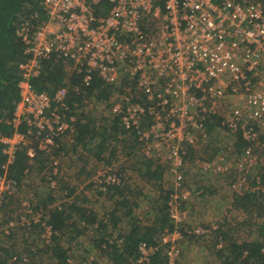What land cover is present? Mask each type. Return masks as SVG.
Wrapping results in <instances>:
<instances>
[{
	"label": "built area",
	"instance_id": "1",
	"mask_svg": "<svg viewBox=\"0 0 264 264\" xmlns=\"http://www.w3.org/2000/svg\"><path fill=\"white\" fill-rule=\"evenodd\" d=\"M103 3L109 5L108 13L97 15L96 8ZM42 9L43 19L32 28L21 26L18 33L24 60L18 66V101L9 121L15 132L0 140L7 157L5 174L0 177V215L7 199L18 190L6 176L16 149L27 146L28 137L35 132L39 149L52 154V147L75 132V118L67 116L68 87L51 95L35 88L44 63L49 61L62 63L67 71L85 72L86 84L93 74L109 86L127 84L128 90L110 97L109 112L120 117L127 130H137L145 117L152 121L138 134L148 145L166 146L165 166L175 186L168 211L175 224L190 219L181 207L194 198L193 192H183L181 185L186 150L195 149L198 136H205L204 118L226 95L241 102L229 108L224 124L248 142L243 161L255 162L252 147L258 133L254 124L264 127V86L259 82L264 69V0H44ZM19 126L27 128L26 132H18ZM26 154L32 163L35 147H29ZM243 161L235 164L238 177L231 190L236 197L251 186L243 175ZM53 166V175L60 179L59 161L54 159ZM202 169L229 170L208 162ZM95 178L102 185L119 183L110 168L97 171ZM48 181L49 187L56 189L57 180ZM254 181L256 185L250 188L260 189L257 178ZM14 215L6 224L0 222V240L18 227L40 223L43 242L50 244L46 220L28 201L20 199ZM191 231L194 236L205 233L201 227ZM173 235L162 238L168 243L166 264H177L179 256L180 249L170 241ZM157 251L140 244L134 264H150ZM94 263V257H89L80 264Z\"/></svg>",
	"mask_w": 264,
	"mask_h": 264
},
{
	"label": "trees",
	"instance_id": "2",
	"mask_svg": "<svg viewBox=\"0 0 264 264\" xmlns=\"http://www.w3.org/2000/svg\"><path fill=\"white\" fill-rule=\"evenodd\" d=\"M43 2L44 0H0V140L2 138H10L15 132V129L9 125V121L12 118L15 105L18 101V66L24 60V45L22 39L18 36V33L21 26L32 28V26L37 24L39 20L43 19ZM108 10L109 5L103 3L96 8V14L104 16L108 13ZM263 72L264 69L262 75H264ZM84 76L85 72L67 71L64 69L62 63L49 61L44 63L41 77L35 81V88L39 92H46L49 95L58 88L64 86L68 87L69 93L66 101L68 108L67 116H73L75 118V122L72 124L75 132L68 140L59 141L57 146L52 147V154H48L39 149V137H37L35 132L32 133V136L28 137L30 140L27 146H19L16 149L14 162L7 166L6 176L15 182L18 188L25 186L28 188L31 187V190H33L34 188H37L36 183L42 185L40 189L44 191L42 194L39 192V201L34 203L32 207L35 212L43 216L46 220L45 225L51 230V245L44 244L41 237L44 229L41 227L40 223H38V225L32 223L31 226L11 230L10 234L13 237L15 236V240L18 239V241L25 244L27 240L29 245L26 244L27 246L25 249L23 248L24 250L22 251L17 249L11 250L10 245H13L14 241L11 240L13 237L8 235L5 239H1L0 264H31L36 255H47L48 253L51 254L48 260L52 261L53 264H68L69 256L72 258L73 256L66 255L67 248L63 247V245H66L69 242L67 235L69 230L74 232L73 239L83 235L87 229L93 231V237L97 235L98 238L95 239L94 237L90 240L91 249L94 250L92 256H100L107 260L106 263L111 261L113 264H127L129 261H132V264H134L139 256L138 247L140 244H146L149 247L158 248V251L151 257L150 264H166V255L164 254V251L167 249L168 243L163 242V236L172 235L175 231H179L183 237H190L189 232L193 229L191 228V217L187 222L184 221L183 223L176 224L178 227H175L174 221L170 219L168 209L169 202H171L170 197L173 193H166V191L163 190L164 188H162V180L166 169L164 170L161 165L156 164L154 158L140 154L142 148L146 145L148 146V142L143 141L138 133L144 131L148 127L150 118L145 117L137 130L133 128L127 130L122 125V122H120V117L112 116L110 114L109 105L107 104L104 110L109 114V120L106 121L101 128H97L94 121L80 112L89 108V105L108 103L112 94L117 93L116 91L119 93H122L123 91L117 89L115 86H109L95 74L92 75V79L86 84L83 82ZM122 86H127V84H123ZM225 122L226 121L223 119L220 112L216 111L212 113L211 116H206L204 118V131L210 135L221 127L235 135L236 142L232 144V147L238 150L236 151L237 158L242 159H238V162H242L246 159L245 152L243 151L248 146V142L245 141L240 134L238 136L235 133H232L224 124ZM16 130L25 133L27 128L19 126ZM256 130L257 129H255V131ZM200 138L201 136L199 135L198 139ZM110 142L119 143V145L121 144L122 146L120 147V150L126 156L124 157V160L131 167L136 169L141 179L146 180L148 183H156L153 187H155L158 192L161 190L162 194V196L157 195L156 201L154 202L156 204V214L152 225L139 229L135 228V224L130 223V229L115 240L108 238L105 233H110L109 231L117 225V218L115 217L116 213H118L117 206L120 205V203L127 202L130 208L128 211L126 209L125 215L127 214L128 216L131 214L132 208L136 205L134 203L129 204V201L124 194V190L127 187L125 184L126 179L116 169V152H110L111 159H105L104 161L101 159L104 154V149ZM29 147H35L36 150L32 163L29 162L26 154ZM4 149L5 145L0 141V177L5 174L3 166H5L7 162V157L3 154ZM193 149L194 148L191 147L187 148V160L193 155ZM206 150H209L210 152V156L207 155L206 162L213 163L214 155L217 153L218 148L212 144H208ZM89 154L94 158L93 160L103 164L99 166L97 165L96 168H91L90 173H87L89 176L86 174L84 181H80V179H77L76 177V181L69 183L77 182L72 186L78 185V187L81 188V192L86 189L90 190V193L97 199H99V196H104L106 201H110L111 199L113 206L109 208V211H107L104 216H100L94 213L93 210L83 207L82 205H84L85 202L75 196L74 189L69 186L64 187L61 185V180L57 178V175H53L54 159L59 161L60 167H62V165L68 167L71 173L70 166L74 165L72 159L73 156H75L77 160L81 161V159H85L84 161L91 163L88 159L91 157H88ZM192 159L193 156L190 160ZM223 162L225 161H220L216 164L220 165L223 164ZM104 163H109L106 166L110 168L118 178L119 183L117 185H102L97 182L95 177H91L97 174L98 169L104 166ZM91 165L95 166L92 163ZM186 167L185 163L184 171L182 173L184 178L183 183L187 176ZM82 171L83 170L79 167V176L85 175ZM201 172L222 174L219 171H206L203 169ZM32 175H34L35 179ZM73 177H75V175H73ZM67 178L64 180H68ZM256 178L259 186H263L264 175H259ZM48 179L57 180L56 189L53 190L49 187L50 182ZM183 183L181 184L182 188L184 187ZM250 184L256 185V181L253 179ZM206 193V186H198V189L193 191L194 198L192 201L198 198L202 199ZM249 195L250 194L235 198L236 200L233 201L232 206L235 209L247 210L249 206H253L252 199ZM83 198L86 199L85 197ZM10 199L11 198L7 199L5 202L4 214L14 216L16 212V209H14L15 207L12 208V211H9L7 208V205L10 204ZM192 201L191 204L193 203ZM181 208L189 213L191 209L190 202L185 204L182 203ZM194 224L195 227L200 226L196 225L197 223L195 222ZM201 228L208 229V226L202 225ZM229 229L230 228L225 225L224 230L216 232V239H218V237L221 239L218 240V242H223V246L217 250V254L223 259L222 263L264 264V242L251 241L237 243L235 237L233 238L231 234L230 236L228 235ZM35 235H39L38 239L43 243V246L40 249H38L37 245L30 244L36 240L37 236ZM3 245L5 246L3 247ZM223 250L225 252L224 255L221 254ZM73 251L74 250H71L72 254H74ZM180 255H182L181 249L179 250V256ZM40 264L47 263L41 262Z\"/></svg>",
	"mask_w": 264,
	"mask_h": 264
},
{
	"label": "rangeland",
	"instance_id": "3",
	"mask_svg": "<svg viewBox=\"0 0 264 264\" xmlns=\"http://www.w3.org/2000/svg\"><path fill=\"white\" fill-rule=\"evenodd\" d=\"M259 82H261V85L264 86V75L262 76ZM122 85L121 83H119L115 87L117 89L122 90L123 92L125 90H128L127 86H122ZM157 89H159L158 91H162L163 88L159 86ZM116 92L119 93L118 91ZM134 92H135L134 89H132V93ZM117 93L114 94V97L117 96ZM134 95H137V91L134 93ZM118 99L119 98H117L115 101L118 102L119 101ZM239 102H241V100L238 97L232 95H226L223 99L220 100V102L216 103V106H218V108H220L221 110L227 111L229 110V108L231 110L234 109L235 108L234 105L239 104ZM107 104L108 103H103L101 105H92L91 108L82 110L80 113H83L84 116H87V118L94 121L97 128H101V126L104 125V123H106V121H108L110 117L109 114H107V112L104 110ZM151 122L152 121H150V123ZM261 127L262 126L257 127V130L259 132L257 135V140L255 141L252 147V153L254 152L253 159H255V162L252 163L250 161L248 162L243 161L244 162L243 175H245L249 184L257 176L264 175V130H262ZM204 135L205 136L202 135L201 138L198 139L196 148L193 149L192 151L193 159L190 160L192 156L188 160L186 158L187 176L185 177V182L183 183L184 185L183 192L184 191L193 192L197 190L198 186L200 185H204L207 187V193L202 199L200 198L195 199L194 201H192L193 202L192 204L190 202L191 209L189 211V215L191 217V223H192L191 228L195 227L194 224L195 222L197 223L196 225H200L198 227H202V225H204V226H208V229L202 228L203 230L206 231V233H204L203 235L201 234L199 236H194L193 232L190 230L189 232L190 237L188 238L183 237V235L179 231L174 232L173 238L171 237L170 241L171 239H173L174 244L177 245L179 249L182 250V255L178 256L177 264H223L222 263L223 259L219 257V254H217V250H219L220 247L223 246V242H218V240L221 239H219V237L218 239H216L217 237L216 232L219 230L220 231L224 230L225 225H227V227L230 228L228 230V235L230 236L231 234L233 238L235 237L237 243L251 242V241L264 242V185L263 186L261 185L260 189L258 188L255 190L253 188H250L252 186L251 184H250L251 186H247V189L249 190L244 191L243 196L250 194L249 196L252 199L253 206H249L247 210L235 209L232 206V203L236 199L233 196L230 198L227 195L228 193L227 190L229 189V185L238 177V172L228 171L222 174H211L212 172H207V173L201 172L202 164L206 162L207 155L210 156L209 150H206V146L208 144H212L213 146H216L218 148L217 153L214 155L213 163L225 161L223 162V166L231 168V170L235 169L234 164L239 160H242L240 158H237L236 151L238 150L232 147V144L236 142V138L234 137L235 135L228 133L226 130L222 129L221 127L218 128L215 132H212L210 135L204 131ZM121 146L122 145L121 144L119 145V143L110 142L108 146L104 149L103 151L104 154L101 157V159L103 161L105 159L107 160L111 159L110 152L113 151L116 152L115 153L116 169L121 175L125 177L126 179L125 184L129 186V188L131 187L130 188L131 194L128 197L129 202L130 204L132 202H137L138 204V209H136L135 212L136 214L134 213L132 216L135 218V221L139 223L138 226L140 227L151 225V223L153 222L152 216L153 213H155L156 204L154 202L156 201L157 195L162 196L161 190L158 192L157 190L154 189L153 186L156 183L153 182L148 183L146 180L141 179L139 177L136 169L134 167H131L124 160V157L126 156L120 150ZM140 154H144L154 158L156 164L161 165L164 170L166 169L162 180L163 181L162 188H164L163 190H165L166 193L167 192L173 193L175 187L174 179L170 173V170L167 169V167L165 166L167 164L166 155H168L166 146L162 144H159V147H157L155 144L154 145L151 144L148 146L146 145L142 148ZM89 156L91 155L89 154L88 157ZM72 159L74 161V165L70 166L71 173L68 167L64 165L60 167L59 173L61 176L60 177L61 185H63L64 187L69 186L72 189H74L75 196H77V198H79L81 201L85 202V204L82 205L83 207H87L89 209H95L96 211L98 210L97 212H100L99 214L108 211L109 208L111 207V204L109 202H106L105 197L102 198L99 196L101 201L97 203L98 199L95 198V196L90 193V190L86 189L87 191L85 190L81 192V188L78 187V185L72 186L77 182L69 183L76 181L75 180L76 177L77 179H80V181H84L86 174L88 172L90 173L91 168L93 167L96 168L97 165L99 166L103 163L93 160L94 158L92 156L89 157L88 159L95 166H92L91 163H87L86 161H84L85 159H81L80 161L77 160L75 156H73ZM79 167L83 170L82 172L85 175L79 176V172H78ZM101 168L102 167H100L98 171ZM73 175H75V177H73ZM87 175L89 176V174ZM32 177L35 179L34 175H32ZM91 177H96V174ZM65 178H67L68 180L65 181L64 180ZM36 187L37 188H34L35 190L34 189L31 190V187L30 188L25 186L19 187L18 191L14 193V196L11 197L10 204L7 205L8 210L12 211V208L14 207H15L14 209H16L17 208L16 206L18 205L20 199L28 201L30 203V206L32 207L34 203L39 201L38 199L40 193L42 194V192L44 191L40 189L42 187L40 183L38 184L36 183ZM139 193L141 194L139 195ZM83 197H85L86 199H84ZM141 200H145L146 203H144ZM151 204H153L152 206L153 213L147 212V208ZM11 216L12 215H7V214L0 215V222L2 223V225L6 224L11 218L15 217V215L12 217ZM125 220H127V218H125ZM182 221L184 222L185 220L181 219L180 222L183 223ZM175 227L178 226L175 224ZM113 232L116 233L117 231H113ZM180 234L182 236V239H180L179 236ZM9 235L11 234L9 233ZM67 235L69 242L68 244L63 245V247L67 248L66 255L73 256V258L69 256V259L72 261V264H79L81 261H86L88 257H94V261H95L94 264H109L106 263L107 260L105 258H101L100 256L98 257L97 255L92 256L94 250L91 249L90 240L94 237L95 239L98 238L97 235L93 237V232L87 229V231H85L83 235L74 239H73L74 232H71L69 230ZM35 236H37L35 240L36 242L33 241L30 244L37 245L38 249H40L43 246V243L39 241L38 239L39 235H35ZM14 237L11 239L12 241H14L13 245H10L11 250L17 249L19 251H22L25 249L27 245H29L27 243V240H26V244H27L26 245L25 243L18 241V239L15 240L16 238ZM48 245L50 246L51 243ZM4 246L5 245H3V247ZM71 250H74L73 251L74 254H72ZM221 254L223 255L225 254L224 250L221 252ZM50 256H51L50 253H48L47 255L38 254L34 258V260H32L31 264H40L41 262L47 264H53L52 261L48 260Z\"/></svg>",
	"mask_w": 264,
	"mask_h": 264
},
{
	"label": "crops",
	"instance_id": "4",
	"mask_svg": "<svg viewBox=\"0 0 264 264\" xmlns=\"http://www.w3.org/2000/svg\"><path fill=\"white\" fill-rule=\"evenodd\" d=\"M107 164H109V163H104V166L105 165H107ZM104 166H102V168L104 167ZM101 168V169H102ZM131 188V187H130ZM129 188V186H127L126 187V189L124 190V194H125V196H126V199L129 201V199H128V197H129V195L131 194V189ZM154 189H155V187H154ZM156 190V189H155ZM141 193H139V195H140ZM102 198H104V196L102 197ZM101 201V199L99 198L98 199V201H97V203H99ZM141 201H143L144 203H146V201L145 200H141ZM106 202H109L110 204H111V206H113V203L111 202V199H110V201H106ZM135 204L136 206L135 207H133L132 208V211H131V214L130 215H128L127 216V214L125 215V211H126V209H127V211L129 210V208H130V206H128V203L127 202H124V203H120V205H118L117 207H118V213H116V227H114L112 230H111V232L110 233H108V234H106L107 235V237L108 238H112V240H115L116 238H119V236L120 235H123V234H125L129 229H130V223H133V224H135L136 226H135V228H142V227H140V226H138L139 225V223L137 222V221H135V218L132 216L135 212H136V209H138V204H137V202H132L131 204ZM129 204H130V202H129ZM152 206H153V204H151L148 208H147V212H151V213H153V211H152ZM86 209H89V208H87V207H85ZM89 210H93V212L94 213H96V214H98V215H100V216H104L105 215V213L107 212V211H105V212H102L101 214H99L100 212H97L95 209H89ZM100 211V210H99ZM109 211V210H108ZM136 214V213H135ZM155 214L156 213H153V216H152V219L154 220L155 218ZM125 218H127V220H125ZM153 224V222L151 223V225ZM148 226H150V225H148ZM146 227V226H145ZM123 229H124V231H123ZM143 230V229H142ZM113 231H117L116 233L115 232H113ZM91 232H93V231H91ZM109 263H111V264H113L111 261H109ZM133 262L132 261H129V262H127V264H132Z\"/></svg>",
	"mask_w": 264,
	"mask_h": 264
},
{
	"label": "clouds",
	"instance_id": "5",
	"mask_svg": "<svg viewBox=\"0 0 264 264\" xmlns=\"http://www.w3.org/2000/svg\"><path fill=\"white\" fill-rule=\"evenodd\" d=\"M264 73V72H263ZM262 76L263 75H261V78H262ZM261 78H259V81H260V79ZM260 84H261V82H260ZM118 94H120V93H118ZM216 111H219L220 112V114H221V116L223 117V119H225V116L227 115V113H228V110L227 111H225V110H221L220 108H218V106H214V108L212 109V112L209 114V115H207V116H211V114L212 113H214V112H216ZM226 121V120H225ZM222 125H223V123H222ZM257 127H259V126H257ZM254 128L255 129H257L256 127H255V124H254ZM261 129L262 130H264V127H261ZM257 131V133L259 132L258 130H256ZM227 132H229V131H227ZM230 133V132H229ZM236 135H238L239 136V134L241 135V133L240 132H238V133H235ZM242 137V136H241ZM185 160H186V156H185ZM236 164V163H235ZM234 164V165H235ZM105 167H107L106 165L102 168V169H104ZM99 171H101V169L99 170ZM228 171H236V169H233V170H231V168H229V170H227V172ZM221 173H225V172H221ZM235 173V172H234ZM235 181H236V179L229 185V189L227 190L228 191V193H227V195L231 198L232 196L234 197V198H238V197H236L234 194H233V192H232V190H231V185L232 184H234L235 183ZM17 189H19V188H17ZM18 191V190H17ZM14 196V195H13ZM12 197V196H11ZM10 197V198H11ZM242 197V196H241ZM20 201V200H19ZM19 203V202H18ZM17 207V206H16Z\"/></svg>",
	"mask_w": 264,
	"mask_h": 264
}]
</instances>
